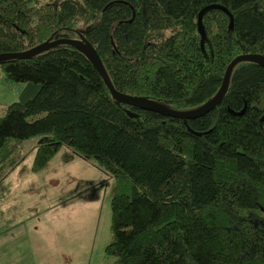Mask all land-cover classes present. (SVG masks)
Masks as SVG:
<instances>
[{
  "label": "trees",
  "instance_id": "16d2710c",
  "mask_svg": "<svg viewBox=\"0 0 264 264\" xmlns=\"http://www.w3.org/2000/svg\"><path fill=\"white\" fill-rule=\"evenodd\" d=\"M212 4L233 25L207 10L201 45ZM61 37L90 43L117 91L190 110L234 57L264 56V0H0V53ZM0 69L22 86L0 114V180L17 143L39 136L32 172L66 147L115 178V264H264L263 66L237 63L220 104L187 120L115 101L69 45Z\"/></svg>",
  "mask_w": 264,
  "mask_h": 264
},
{
  "label": "rangeland",
  "instance_id": "374dc122",
  "mask_svg": "<svg viewBox=\"0 0 264 264\" xmlns=\"http://www.w3.org/2000/svg\"><path fill=\"white\" fill-rule=\"evenodd\" d=\"M1 76L0 69V91L6 98L0 103V114L17 99L18 89L2 82ZM38 138L17 143L5 163L4 173L14 168L16 173L0 180V216L2 211L9 217L7 223L0 220V254L13 247L24 257L20 263L48 261L46 255L54 254L57 264H115L113 256L105 255L111 240L110 202L115 178L93 158L66 147H61L42 170L32 173ZM19 217L21 221L16 223ZM38 246L42 251L39 257L31 254ZM6 259L1 255L0 264Z\"/></svg>",
  "mask_w": 264,
  "mask_h": 264
},
{
  "label": "water",
  "instance_id": "95a60500",
  "mask_svg": "<svg viewBox=\"0 0 264 264\" xmlns=\"http://www.w3.org/2000/svg\"><path fill=\"white\" fill-rule=\"evenodd\" d=\"M213 8L224 11L230 18L229 26L232 27L233 25V16L224 6H221L218 4H212V5L203 7L198 13V28H199V32L201 35V45H203V41L205 39V32H204V29L202 27V22H201L202 14L206 12L207 10L213 9ZM61 44L72 46L73 48L81 52L90 61V63L94 66V68L99 73L100 77L102 78L103 82L109 89L115 101L131 106L133 108L153 111V112L159 113L164 116H169V117L183 119V120L202 117L206 115L208 112H210L218 104H220V102L222 101L226 93L231 71L237 63L242 62V61H248V62H254L264 67V56L261 54L246 53V54H241V55L234 57L227 65L225 72L223 74L221 85L219 89L217 90V92L211 97V99H209L207 102H205L204 104L194 109L180 111V110L170 109L160 104L159 102H156L149 98H145L142 96H132V95H128V94L117 91L113 87L112 83L110 82V79L107 75V72L103 66V63L98 53L96 52L94 47L84 39H72L68 37H61V38H57L51 41H45L25 51L13 52V53H0V63L3 61L11 60V59H28L55 45H61ZM244 110H245V107L239 112H233V111L231 112L237 115H241L244 112ZM128 114L131 117L136 116V114L132 112H128Z\"/></svg>",
  "mask_w": 264,
  "mask_h": 264
},
{
  "label": "crops",
  "instance_id": "0c3cea01",
  "mask_svg": "<svg viewBox=\"0 0 264 264\" xmlns=\"http://www.w3.org/2000/svg\"><path fill=\"white\" fill-rule=\"evenodd\" d=\"M1 80H2V82H4V80H3V77L1 76ZM6 83V82H5ZM1 84V83H0ZM17 87H18V89H17V91H16V96H17V98H18V93L20 92V90H21V88H22V86L21 85H17ZM4 96L2 95V93H1V91H0V103L2 102V101H4ZM6 99V98H5ZM13 99V98H12ZM17 100V99H16ZM15 100V101H16ZM13 102H14V100H12ZM5 103V102H4ZM12 103V102H11ZM7 105H9V104H7ZM9 160V159H8ZM12 171V172H11ZM15 171V168L14 169H10L9 170V172H7V173H3L4 174V176L2 177V179L5 177V179L7 180V179H9V176H11L12 174H14V173H16V172H14ZM30 171H31V168H30ZM32 172V171H31ZM32 173H34V172H32ZM7 175V176H6ZM1 179V180H2ZM14 179H15V177H14ZM19 182V181H18ZM1 183V182H0ZM1 213H2V215L0 216V220H3L5 223H7V220H8V213H4V212H2L1 211ZM23 218V217H22ZM21 221V217H19L18 219H17V221H16V223H19ZM5 229V228H4ZM10 230V228H7L6 230ZM5 230V231H6ZM39 244V243H38ZM42 251L40 250V247L38 246V247H36V248H32V250H31V254H36V256L37 257H39V254L41 253ZM55 252V251H54ZM6 255L7 256V259H6V261H5V264H29V263H25V262H23V263H20L19 262V259H22V258H24L23 256H21V255H18L19 254V252H16L15 253V251H14V249H13V247H9V248H7V249H5V251L4 252H1V254H0V256L1 255ZM13 255H15V256H13ZM35 259H37V258H35ZM45 260H48V261H44L43 259L41 260V261H36L37 263L36 264H57V263H55V260H54V254H52V256L50 255V254H47L46 255V257H45ZM50 261H52V262H50Z\"/></svg>",
  "mask_w": 264,
  "mask_h": 264
}]
</instances>
